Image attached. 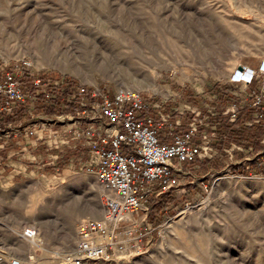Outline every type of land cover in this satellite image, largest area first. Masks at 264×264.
<instances>
[{"label": "rangeland", "instance_id": "374dc122", "mask_svg": "<svg viewBox=\"0 0 264 264\" xmlns=\"http://www.w3.org/2000/svg\"><path fill=\"white\" fill-rule=\"evenodd\" d=\"M24 61L32 64L30 75L137 89L165 102L180 122L175 133L159 129L172 142L190 125L207 131L217 127L213 118L233 119L237 103L254 100L250 88L264 89V0H0V67ZM54 119L34 115L0 128V144L15 140L16 151L26 148L15 167L0 166V264H61L81 226L106 216L97 205L114 193L102 186L81 141L53 146L49 135L64 129ZM62 124L72 126L70 119ZM193 143L213 146L214 138L198 134ZM214 150L181 166L178 187L127 215L121 237L132 221L146 237L120 260L264 264V137L258 150ZM55 151L59 158H50ZM213 158L217 163H203ZM31 231L38 245L25 238Z\"/></svg>", "mask_w": 264, "mask_h": 264}, {"label": "built area", "instance_id": "2783aa9c", "mask_svg": "<svg viewBox=\"0 0 264 264\" xmlns=\"http://www.w3.org/2000/svg\"><path fill=\"white\" fill-rule=\"evenodd\" d=\"M31 66L24 61L23 65L0 67V115L12 114L23 106L33 117L40 96H46L50 105L63 96L64 104L73 106L74 111H62L52 120L53 125L64 127L52 132L53 146L57 149L61 143L81 141L90 152V166L95 167L99 181L114 193L104 198L105 218L90 219L81 226L79 241L61 264H127L120 260L119 253L136 252L143 235L138 228L129 227L121 237L118 226L129 218L127 215L143 209L155 193L166 194L178 187L183 164L212 157L213 146L196 145L193 140L198 134L205 140L216 137L217 127L200 131L193 124L184 134L175 135L172 142H164L159 129L166 127L169 133H175L180 125L171 120L165 102L125 87L112 91L106 87L69 86L64 80L30 75ZM260 72L264 75V63ZM26 74L32 78L30 84ZM252 92L256 94L253 106L257 107L264 89ZM236 114H232L233 121ZM79 118L84 127L77 126ZM65 119H70V128L62 124ZM255 119L260 123L257 114Z\"/></svg>", "mask_w": 264, "mask_h": 264}, {"label": "trees", "instance_id": "16d2710c", "mask_svg": "<svg viewBox=\"0 0 264 264\" xmlns=\"http://www.w3.org/2000/svg\"><path fill=\"white\" fill-rule=\"evenodd\" d=\"M253 91V89H251ZM189 93L187 92V95ZM224 95L221 94V99ZM197 100L196 98L192 99ZM196 105L197 103H193ZM238 112L236 114V121L231 122V117L226 116L222 121L212 119V122L217 124L216 137H214L213 146L219 152L230 148L232 145H238L243 148L254 147L258 150L261 147V141L264 137V95L262 102L257 107L253 106V102L249 101L246 105L237 103ZM73 112L74 107L64 104L63 96L53 101V105L48 104L46 96L38 98L36 107L34 109L35 115H59L61 112ZM255 114L259 116L260 123L255 122ZM32 117L29 115L27 109L23 106L16 108L12 114L0 115V128H6L9 125L21 126ZM247 123H251L248 125ZM202 127L200 131H202ZM200 160L195 161L198 163ZM192 163V164H194ZM203 163H217V158L211 160L207 159ZM220 167V166H219Z\"/></svg>", "mask_w": 264, "mask_h": 264}, {"label": "crops", "instance_id": "0c3cea01", "mask_svg": "<svg viewBox=\"0 0 264 264\" xmlns=\"http://www.w3.org/2000/svg\"><path fill=\"white\" fill-rule=\"evenodd\" d=\"M254 88V87H253ZM252 88H250V91H252L251 90ZM253 90H255V89H253ZM166 130L168 131V129L166 128ZM169 132V131H168ZM52 136V132H51V134L49 135V137H51ZM162 140L164 141V139L162 138ZM14 142H15V140H8V141H6V142H4V143H2V144H0V166L3 164V166L4 167H7V166H9V167H11V166H13V167H15L16 166V164H15V160L17 159V155L20 153V152H22V153H24L25 151H26V148H24L23 150H19V151H16V146H14V147H12L13 145H14ZM171 142V141H170ZM46 142H44L43 144H45ZM47 150V149H46ZM53 153H56V151L55 152H52L51 154H50V158H59V156H57V154H54L55 156H53ZM39 158H41V155H39L38 156ZM61 157V156H60ZM56 162V161H55ZM55 162H53V163H55ZM4 169L3 168H0V174L2 175V176H4ZM4 178V177H3ZM2 178V179H3ZM140 211H144V208L143 209H141ZM140 211H138V212H136V213H139ZM135 214V213H134ZM133 214V215H134ZM129 227H136V228H138L139 230H140V232H143L144 231V228H142L143 226L142 225H140L139 223H138V221H132V222H130V226ZM147 232V234H150V231H146ZM143 237H146V236H144L143 235Z\"/></svg>", "mask_w": 264, "mask_h": 264}, {"label": "bare ground", "instance_id": "6f19581e", "mask_svg": "<svg viewBox=\"0 0 264 264\" xmlns=\"http://www.w3.org/2000/svg\"><path fill=\"white\" fill-rule=\"evenodd\" d=\"M238 11H240V10H238ZM243 12V11H242ZM245 12V11H244ZM250 70L248 69L247 71H246V73L245 74H247L248 75V77H250V72H249ZM134 90H137V89H134ZM103 186V185H102ZM104 187V186H103ZM114 194H111V196H113ZM104 198V197H103ZM105 210V206L103 205V204H99V205H97V211L99 212V211H104ZM104 213V212H103ZM103 215V214H102ZM27 240H28V242L29 243H31V244H33V245H38V242H37V239L35 238V236L33 235V234H31V235H28V236H26L25 237Z\"/></svg>", "mask_w": 264, "mask_h": 264}]
</instances>
